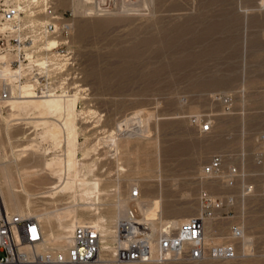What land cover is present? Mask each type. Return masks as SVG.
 I'll use <instances>...</instances> for the list:
<instances>
[{"label":"rangeland","instance_id":"1","mask_svg":"<svg viewBox=\"0 0 264 264\" xmlns=\"http://www.w3.org/2000/svg\"><path fill=\"white\" fill-rule=\"evenodd\" d=\"M123 4L136 9H123ZM69 6L72 63L86 86L76 104L93 109L75 117V157L82 162L81 176H98L100 189L110 191L99 200L98 210H112L115 191L128 197L134 179L140 197L160 196L162 216L180 221L196 211L200 186L214 194H234L233 202L219 210L227 217L214 220V239L233 241L235 256L192 260L171 254L132 264H264V1L99 0V8L113 6L110 12L75 11L70 0ZM222 94H230V102L222 103ZM7 107L0 103V161L9 166L16 194L27 197L32 210L65 204L70 187L44 190L56 179L53 175L44 170L23 175L19 161L37 162L29 153L13 161L28 138H40L41 129L24 113L5 125ZM140 112L146 121L136 114ZM193 116H209L211 127L200 131ZM125 122L146 123L147 128L129 139L130 154L125 156L119 146L115 155L109 132L118 129L120 136ZM42 143L46 157L61 152L49 141ZM213 153L221 154L222 169L238 164L251 184L247 193L240 180L228 186L219 174L201 173V164ZM4 187L0 171V190ZM76 211L88 221L95 218L79 205ZM233 222L241 234L230 233ZM49 224L51 231L58 228L55 218ZM101 244L113 246L112 235ZM102 252L111 257L109 249Z\"/></svg>","mask_w":264,"mask_h":264},{"label":"built area","instance_id":"2","mask_svg":"<svg viewBox=\"0 0 264 264\" xmlns=\"http://www.w3.org/2000/svg\"><path fill=\"white\" fill-rule=\"evenodd\" d=\"M72 25L69 0H0V65L6 67L0 76V101L21 96L23 89L31 95L75 92L84 96L86 86L80 84L79 71L71 58ZM220 97L224 104L231 100L230 94ZM192 120L200 131L211 127L209 116H193ZM201 173L219 174L228 186L240 180L244 194L251 188L238 164L229 163L222 169L219 153L211 154L201 164ZM129 192L136 197L140 191L133 186ZM196 197L194 213L177 225L166 224L157 234V256L161 259L171 254H183L192 260L235 256L233 241L214 239V220L227 217V212L219 210L233 202L234 194H214L200 186ZM210 222L212 227L208 228ZM147 229L137 217L135 206H128L126 215L116 221L113 260L132 264L150 259ZM229 231L236 236L242 230L233 222ZM42 240L40 223L33 214L6 211L0 203V264H86L96 258L99 232L85 219L72 225L69 241L62 247L44 245Z\"/></svg>","mask_w":264,"mask_h":264},{"label":"bare ground","instance_id":"3","mask_svg":"<svg viewBox=\"0 0 264 264\" xmlns=\"http://www.w3.org/2000/svg\"><path fill=\"white\" fill-rule=\"evenodd\" d=\"M98 2L99 0H92V2H89L88 4L87 0H70L71 6L75 11L77 9L93 12H110L113 10V6H108L109 9H103L102 7L99 8ZM125 5H121L123 9L129 10V8H133L129 6L130 4L128 5L129 7H123ZM136 5H138V3ZM1 56L2 55L0 54V57ZM5 70V65L1 64L0 76L5 73ZM76 101L77 93L75 92L68 94L49 92L42 95H31L25 89H23L21 96L7 97L0 101V103L6 102V105H8L6 115L2 116L5 125L11 123V118L19 117L21 113H24L29 117L28 120L31 121L34 127L41 129L40 138H28L29 141L23 146L21 145L22 147H19L14 156L13 161H16V158L27 152L37 161L31 164L19 161L18 164H20L23 175L30 171L37 173L44 170V172L46 171L56 178L55 180H51V184L46 186V189H44L46 190L45 192H51L58 188L66 187H70L72 191L69 201L59 207L48 209L43 206L32 210L31 207H29L27 197L21 199L16 194V191L13 188L14 186H12L8 164L4 161H0L1 175L5 180L4 190H0L1 205L6 211L10 208L14 213L29 214L30 212L35 215L42 229L43 244L51 247H62L67 244L72 225L85 220L77 213V205L84 207L87 210H92V213L95 214V218L91 223L97 228L100 234L97 255L94 259L96 263H106L109 261L116 262L112 257L114 245L110 246L107 244H101L102 238L111 234L114 240L116 221L126 215V209L128 206L133 205L137 210V217L145 222L148 227L147 232L148 235L151 236L150 256L157 257V234L160 233L163 228H166V224L173 226L177 225V223L180 222V219L162 216L160 196L140 197L138 194L136 197H132L129 194L128 197H121L117 191L114 192L116 198L111 201L113 205L112 210L108 213H101L100 210H98L97 205L99 200L109 194L110 191H102L100 189L98 176L85 177L79 174V167L82 162L75 157V150L77 147L75 117L80 112L88 114L89 112H92L93 109L78 108ZM141 112L136 114H139V116L146 121L147 117ZM20 118L17 120H20ZM125 123H123L120 136L116 131L118 129H112L109 132V138L112 137L111 144L114 146L115 155H118V149H120L119 146L122 147V153H124L125 156L126 154H130L131 152L128 149L129 139L141 134L147 128L146 123L133 124L132 126H127V123L129 122ZM121 125L122 124H120V126ZM45 140L49 141L53 148H60L61 152H53L49 157H46L45 155H47L48 150L42 143V141ZM119 168L123 167L119 166ZM137 184V181L134 179L130 182L129 190L133 186L137 187ZM40 194H43V192ZM51 218H55L58 225V228L54 231L49 229ZM246 237L242 234L243 243L246 242ZM107 249H109L111 257H108L107 253L102 252V250L106 251ZM156 257L155 259H159ZM94 260L89 261L86 264H93Z\"/></svg>","mask_w":264,"mask_h":264}]
</instances>
